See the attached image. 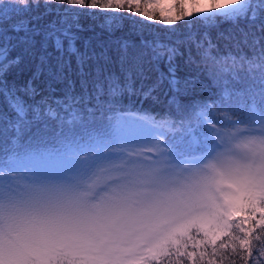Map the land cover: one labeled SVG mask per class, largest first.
Here are the masks:
<instances>
[{"label": "snow or ice", "instance_id": "6c2138e0", "mask_svg": "<svg viewBox=\"0 0 264 264\" xmlns=\"http://www.w3.org/2000/svg\"><path fill=\"white\" fill-rule=\"evenodd\" d=\"M39 7L40 0H0V264H182L185 257L217 264L226 253L264 264V0L197 2L195 13L173 2L171 15L158 0H44L46 10L73 19L99 8L164 25L187 21L189 32L171 43L142 34L139 43H122L123 86L99 65L94 76L85 72L86 60L109 58L81 53L67 21L43 33L37 52L40 33L27 17ZM228 21L248 26L236 46L251 55L213 56L209 33L191 30ZM49 44L59 53L55 65ZM180 45L188 63L197 50L208 85L199 74L178 76ZM25 56L39 59L33 80L44 71L60 79L75 56L80 76L92 77L91 92L82 79L80 95L70 87L63 98L37 101L31 81L21 87L8 79ZM135 79L145 96L170 94L168 110L125 108L120 97ZM197 85L214 98L182 102ZM113 177L132 186L129 199L109 209L90 205L85 190ZM117 239L131 242L113 245Z\"/></svg>", "mask_w": 264, "mask_h": 264}, {"label": "trees", "instance_id": "16d2710c", "mask_svg": "<svg viewBox=\"0 0 264 264\" xmlns=\"http://www.w3.org/2000/svg\"><path fill=\"white\" fill-rule=\"evenodd\" d=\"M66 4H57L52 2L49 7L52 9L66 7ZM84 13V11H83ZM129 13V12H128ZM83 17L80 15L77 19H73L71 16H65L62 11H48L44 8V0H40V7L35 9L33 12L28 14L27 19L31 21V26L34 27L39 35L35 36L36 51L39 52L40 43L43 40V33L47 31L51 26L55 25L60 27L67 21L73 25V30L76 33V47L81 53H87L92 56L95 53L97 56L101 52H106L108 60H97L95 58L88 59L85 62V72H91L94 76L96 73L97 66L102 67L104 74H115L119 78V82L123 86L124 77L121 72V67L117 58V50L120 48L124 41L139 43L141 34L148 39V36L152 33L148 31H131L123 36H112L104 33L98 29V33L93 31L95 27H92V18L84 13ZM98 24V22H96ZM78 25V29L77 26ZM248 26L245 23H234L230 26L217 27L214 26L209 31V36L215 47L212 49L213 56H228L229 53L232 55H251V49L243 44H240L237 48L236 43L242 36V32L248 31ZM22 35V34H21ZM184 36V35H183ZM181 36V38L183 37ZM132 38L133 40L129 39ZM165 43H171L170 41H162ZM180 51L183 53L182 56L176 58L178 64V76L180 77H196L199 74V78L205 85L210 83L209 79L201 73L203 65L200 63L201 57L197 54L195 48L192 49L191 55L193 63H188V51L186 46L180 45ZM48 52L51 56V63L56 64L59 53L55 51L51 44L48 46ZM15 55V53H14ZM65 60L68 57L65 56ZM39 64V59L36 56H25L21 64L14 68L8 75L10 82H15L18 86H25L31 81V86L37 90L38 95L35 97L39 101L42 97H50L52 99L63 98L64 93L71 87L74 95H80L83 91L81 87V80H89L88 90L91 92V79L92 77H81L79 74V68L77 66L76 57L72 56L70 65L65 66L64 72L60 79H56L44 71L40 74L39 78L33 80V74L36 70V65ZM163 67V65H161ZM197 89L201 90L200 85L196 86ZM196 88L193 93L196 92ZM164 94V95H163ZM161 96V97H160ZM163 91L153 93L150 96H145L140 87V81L135 79L130 90L126 89L121 98L122 104L125 108H130L134 112L140 111L144 113L162 114L168 110L169 106L167 98ZM181 99V98H180ZM0 107H2V101H0ZM210 250V249H209ZM256 253L254 251V258ZM222 261L221 258L217 257V264H244L239 255L225 254ZM162 264H168L165 260ZM172 264H175L172 261ZM182 264H190L189 260L182 261ZM197 264H200L199 258H197ZM206 264V262H205ZM249 264H252L249 261Z\"/></svg>", "mask_w": 264, "mask_h": 264}, {"label": "rangeland", "instance_id": "374dc122", "mask_svg": "<svg viewBox=\"0 0 264 264\" xmlns=\"http://www.w3.org/2000/svg\"><path fill=\"white\" fill-rule=\"evenodd\" d=\"M159 4L162 5L165 11L171 15V12L168 9V5L173 2L176 3H188L190 10L194 13L196 11V3L202 7H207L211 5L212 0H158ZM84 13L91 17L92 27H95L93 31L97 32L98 29L102 28L99 31L107 33L112 36H123L131 31H148L152 33L148 36V39H152L154 36L158 37L161 41H170L174 40L177 37H181L187 34L190 28L187 26L186 20H181L174 25H164L161 21L157 20L147 21L146 19L137 16H132L127 11L121 13H113L111 10H101L99 8L96 9H83L81 10ZM84 13L81 14L83 17ZM124 17L122 19H109L107 17ZM195 19V16L192 17ZM98 22V24L96 23ZM236 23H244L242 21H237ZM234 24L230 21L228 22H218L215 26L217 27H225ZM212 27H205L201 23H196L191 26L192 31H197L200 34H203L205 31L209 33ZM98 33V32H97ZM171 37V38H169ZM133 40L132 38H129ZM213 92L216 91L215 88L212 89ZM164 95V94H163ZM161 97V96H160ZM167 98V102L170 99V94L165 96ZM197 99V100H205V99H213L214 97H210L206 92L197 89L196 92L193 93V97H181L182 102H187L188 99ZM121 99V98H120ZM86 195L87 200L92 206H99L103 209H109L113 207H117L127 201L129 197L133 194L132 186L128 183V181L119 178L113 177V179L108 181L98 182L94 188L87 189ZM131 241L127 240H114L111 241L113 245H118L120 247H126ZM259 247V244H257ZM189 250H192L189 248ZM188 260L186 257L182 259V261ZM168 263V260L165 259V263ZM172 261L175 262L173 258ZM163 263V261H162ZM75 264H117V262L113 261H105V260H82L75 262Z\"/></svg>", "mask_w": 264, "mask_h": 264}]
</instances>
